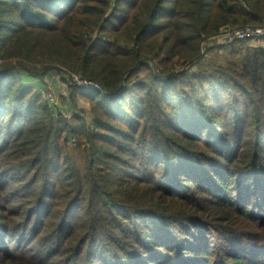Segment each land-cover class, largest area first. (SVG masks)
Masks as SVG:
<instances>
[{"label": "trees", "instance_id": "16d2710c", "mask_svg": "<svg viewBox=\"0 0 264 264\" xmlns=\"http://www.w3.org/2000/svg\"><path fill=\"white\" fill-rule=\"evenodd\" d=\"M260 25L264 0H0V264H264V46L179 70Z\"/></svg>", "mask_w": 264, "mask_h": 264}, {"label": "rangeland", "instance_id": "374dc122", "mask_svg": "<svg viewBox=\"0 0 264 264\" xmlns=\"http://www.w3.org/2000/svg\"><path fill=\"white\" fill-rule=\"evenodd\" d=\"M248 43V44H247ZM256 46H264V41H252V42H245L243 43V50H246L247 47L252 48ZM203 53H207L205 57H202L199 66L197 69L203 70V69H215L218 65L226 66L227 63L231 61V57L229 54V48L223 47V46H217V45H211V46H205ZM200 54V53H199ZM239 55H242L241 53ZM196 69V70H197ZM18 72H14V75L19 79V81H22L25 85H28L30 87L36 86L37 83L41 84V87L33 88L35 91H42L45 95V98L47 99V96L50 97L48 100V103L54 107V110H56L57 114L62 115L63 118L65 116L70 114H64L61 112V108L65 105L64 101H62L63 97L61 93L63 92V89L66 88L64 82L66 81L65 74H60L54 76L52 79L45 76L39 77L37 80H34V78H30L28 75L25 76V79H22L23 74ZM63 76V77H62ZM63 94V93H62ZM43 95V96H44ZM73 103H75V109L72 113L78 115L81 117V119L84 121L85 124H87L92 117L90 106L87 102L84 101L83 98L75 100ZM69 113V112H68ZM69 147L73 148V143L69 142ZM74 159L78 160V162H81L82 157L80 156H74ZM155 192L151 191L149 192L148 197L154 196Z\"/></svg>", "mask_w": 264, "mask_h": 264}, {"label": "built area", "instance_id": "2783aa9c", "mask_svg": "<svg viewBox=\"0 0 264 264\" xmlns=\"http://www.w3.org/2000/svg\"><path fill=\"white\" fill-rule=\"evenodd\" d=\"M233 40L264 41V25L256 27H223L217 34L202 41L200 49L201 58L205 57L207 54L202 52L205 46L221 45ZM199 64L200 61L195 60L191 63L183 65L181 68H179V70H185L186 72L191 73L197 69ZM70 84H75L80 87H91L102 92V88L98 84L83 80L79 77H73L69 85Z\"/></svg>", "mask_w": 264, "mask_h": 264}, {"label": "crops", "instance_id": "0c3cea01", "mask_svg": "<svg viewBox=\"0 0 264 264\" xmlns=\"http://www.w3.org/2000/svg\"><path fill=\"white\" fill-rule=\"evenodd\" d=\"M47 77H49V78L52 79L54 76L48 75ZM34 80H37V79L34 78ZM27 86H28V85H27ZM36 87L40 88V87H41V84H40V83H37L36 86H34V88H36ZM62 93H63V94H62ZM62 93H61V95H62V97H63V99H64V103H65V105H64L60 110H61V112L64 113V114H71L75 108L72 106V104H71L72 102H69V100H68V96H67V94H66V91L63 90ZM68 112H69V113H68Z\"/></svg>", "mask_w": 264, "mask_h": 264}]
</instances>
